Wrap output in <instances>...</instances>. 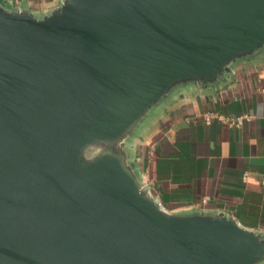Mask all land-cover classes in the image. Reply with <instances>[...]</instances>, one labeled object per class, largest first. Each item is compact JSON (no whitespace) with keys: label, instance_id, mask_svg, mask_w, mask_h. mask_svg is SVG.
Here are the masks:
<instances>
[{"label":"water","instance_id":"1","mask_svg":"<svg viewBox=\"0 0 264 264\" xmlns=\"http://www.w3.org/2000/svg\"><path fill=\"white\" fill-rule=\"evenodd\" d=\"M260 52L264 0L0 2V264L263 263L264 236L164 211L132 161L169 97Z\"/></svg>","mask_w":264,"mask_h":264},{"label":"crops","instance_id":"2","mask_svg":"<svg viewBox=\"0 0 264 264\" xmlns=\"http://www.w3.org/2000/svg\"><path fill=\"white\" fill-rule=\"evenodd\" d=\"M0 2L41 15L60 0ZM208 113L248 118L234 127L205 123ZM132 161L164 211L224 213L264 236V52L235 64L213 87L188 86L169 97L134 142Z\"/></svg>","mask_w":264,"mask_h":264},{"label":"built area","instance_id":"3","mask_svg":"<svg viewBox=\"0 0 264 264\" xmlns=\"http://www.w3.org/2000/svg\"><path fill=\"white\" fill-rule=\"evenodd\" d=\"M247 116H240L237 118H223L215 113H208L205 114L203 117V120L205 123H209L210 121H212L213 119L222 121V122H226L228 125L230 126H234V127H239L242 124V121L247 119ZM262 185H264V181H262Z\"/></svg>","mask_w":264,"mask_h":264},{"label":"rangeland","instance_id":"4","mask_svg":"<svg viewBox=\"0 0 264 264\" xmlns=\"http://www.w3.org/2000/svg\"><path fill=\"white\" fill-rule=\"evenodd\" d=\"M150 120H151V118H150ZM150 120H149V122H150ZM149 122H148V123H149ZM148 123H147V124H145V126H146V125H148Z\"/></svg>","mask_w":264,"mask_h":264}]
</instances>
